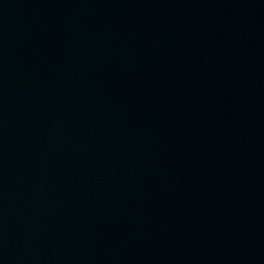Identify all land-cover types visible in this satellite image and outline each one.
<instances>
[{
    "label": "water",
    "instance_id": "obj_1",
    "mask_svg": "<svg viewBox=\"0 0 264 264\" xmlns=\"http://www.w3.org/2000/svg\"><path fill=\"white\" fill-rule=\"evenodd\" d=\"M0 264H264V0H0Z\"/></svg>",
    "mask_w": 264,
    "mask_h": 264
}]
</instances>
